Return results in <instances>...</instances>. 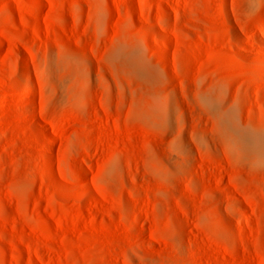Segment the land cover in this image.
I'll use <instances>...</instances> for the list:
<instances>
[{
	"label": "rangeland",
	"instance_id": "rangeland-1",
	"mask_svg": "<svg viewBox=\"0 0 264 264\" xmlns=\"http://www.w3.org/2000/svg\"><path fill=\"white\" fill-rule=\"evenodd\" d=\"M0 264H264V0H0Z\"/></svg>",
	"mask_w": 264,
	"mask_h": 264
},
{
	"label": "bare ground",
	"instance_id": "bare-ground-1",
	"mask_svg": "<svg viewBox=\"0 0 264 264\" xmlns=\"http://www.w3.org/2000/svg\"><path fill=\"white\" fill-rule=\"evenodd\" d=\"M182 1H186V0H182ZM182 15L186 16V13L183 12Z\"/></svg>",
	"mask_w": 264,
	"mask_h": 264
}]
</instances>
